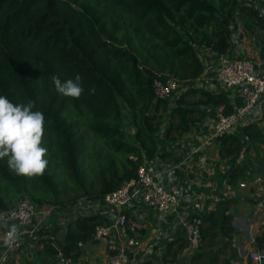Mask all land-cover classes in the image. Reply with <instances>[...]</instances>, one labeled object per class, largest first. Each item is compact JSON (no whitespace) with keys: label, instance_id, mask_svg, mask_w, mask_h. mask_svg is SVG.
Instances as JSON below:
<instances>
[{"label":"trees","instance_id":"trees-1","mask_svg":"<svg viewBox=\"0 0 264 264\" xmlns=\"http://www.w3.org/2000/svg\"><path fill=\"white\" fill-rule=\"evenodd\" d=\"M234 20L257 36L264 56V18L241 0H0V95L14 103L32 101L33 110L44 114L49 160L35 176L18 175L7 158L0 160V210L26 198L36 208L58 211L84 198L102 204L145 162L170 157L163 144L181 140L205 117L197 107L233 113L239 99L232 104L226 93L195 83L204 72L202 50L228 54ZM76 74L83 79L82 95L58 93L51 77L63 81ZM169 79L181 84L180 105L156 96L155 81ZM197 95L202 99L188 101ZM129 122L133 134L125 130ZM263 134L250 122L237 136L218 139L221 158H232L233 184L241 152ZM220 208L203 216L210 223L206 232L201 222L203 241L235 232L232 216L221 224ZM111 223L93 214L76 218L64 234L62 227L41 228L34 233L38 260L56 264L57 250L65 259L81 258V245L98 226Z\"/></svg>","mask_w":264,"mask_h":264},{"label":"crops","instance_id":"crops-1","mask_svg":"<svg viewBox=\"0 0 264 264\" xmlns=\"http://www.w3.org/2000/svg\"><path fill=\"white\" fill-rule=\"evenodd\" d=\"M241 3L251 5L259 12L264 10V0H241ZM201 56L204 72L195 86L212 93L224 92L232 104L238 100L235 90L225 89L218 81V71L224 63L235 59H252L259 69H264V56L257 36L245 30L239 20H234L231 26V47L227 55L218 57L207 49L201 51ZM180 95L181 91L171 100L173 105H180ZM201 99L197 95L188 101ZM220 109L223 108L197 107L196 110L204 112L205 117L194 123L181 140L163 144L162 153L170 157L145 162L167 190L179 188L182 207L179 214L160 213L137 203L128 208L126 215L137 224L136 238L141 243L130 251V264H264V185L256 184L259 178L264 181V134L261 139L249 141L241 152L237 161L240 170L238 174L235 173L238 181L233 184L228 175L232 158L222 159L220 142L211 137ZM250 122H256L264 130V98ZM127 127L133 134L131 122L127 123ZM239 129L231 135L237 136ZM241 184L246 187H240ZM96 204L93 210L88 206L81 207L87 211L52 226L64 228V234L76 218L93 214H101L114 223L116 213L104 203ZM219 205L221 224L226 216H232L235 232L224 234L220 231L215 237L206 236L201 248L192 250L179 216L201 218L202 227L206 230L210 223L204 222L203 216L216 212ZM115 240V237L101 242L89 240L81 245L82 256L79 259L86 264H109L108 247ZM31 243L35 244L37 253L41 251L38 242L28 237L24 242V251L5 256L0 229V264H42L39 257L35 258ZM252 252L262 256L261 262L251 259Z\"/></svg>","mask_w":264,"mask_h":264},{"label":"built area","instance_id":"built-area-1","mask_svg":"<svg viewBox=\"0 0 264 264\" xmlns=\"http://www.w3.org/2000/svg\"><path fill=\"white\" fill-rule=\"evenodd\" d=\"M260 14L264 18V10ZM218 81L225 89L235 90L241 104L229 115H226L223 109L218 111L211 134L213 139L231 135L252 120L264 98V69H259L252 59H235L224 63L220 68ZM154 87L158 99L172 100L178 95L181 84L174 79L165 82L157 80ZM256 184L264 185V181L259 178ZM240 187L245 188L246 185L241 184ZM180 195L177 187L167 190L146 165L140 167L134 178L107 194L104 205L116 213V219L110 225L98 226L93 240L101 242L115 237L114 243L108 247L109 264H130V251L141 244L136 238L137 224L130 221L126 215L129 207L137 203L160 213L179 214L182 207ZM53 210L54 208L49 206L36 208L27 198L18 202L14 208L0 210L5 256L21 251L28 237L34 238L36 231L45 226H52L50 216ZM179 219L185 229L190 248L198 250L203 243L200 219L184 215H180ZM13 226L17 230L15 238L8 235ZM250 257L256 262H261L262 259L256 252H252ZM55 259L56 264H86L82 259H65L60 250H57Z\"/></svg>","mask_w":264,"mask_h":264},{"label":"clouds","instance_id":"clouds-1","mask_svg":"<svg viewBox=\"0 0 264 264\" xmlns=\"http://www.w3.org/2000/svg\"><path fill=\"white\" fill-rule=\"evenodd\" d=\"M51 79L63 96L78 98L84 92L80 74L63 81L56 75ZM34 107L32 101L14 103L6 95H0V160L7 158L9 169L18 175L42 174L49 164L47 148L42 143L45 117L41 111L33 110ZM16 234L13 226L8 235L15 238Z\"/></svg>","mask_w":264,"mask_h":264},{"label":"rangeland","instance_id":"rangeland-1","mask_svg":"<svg viewBox=\"0 0 264 264\" xmlns=\"http://www.w3.org/2000/svg\"><path fill=\"white\" fill-rule=\"evenodd\" d=\"M126 132L127 133H131V130L126 126ZM86 201L90 202V203H87ZM81 203V204H80ZM95 205H97L95 202H91L87 199H80V201L77 203L76 207H70V208H67L66 210L64 211H58L57 207L55 206H51V205H48L49 207H53L54 210L50 216V221L52 222V225H56L58 224L61 220H65L67 222V219L69 218H75L79 213H82V211L86 212L87 210H82L81 207H85V206H88V207H91L92 210L94 209L93 207H95ZM35 242V241H34ZM33 247L32 249V252L33 254H35V258L37 259L38 258V253L35 249V244H32L31 245ZM25 245H23V248L21 251L17 252L15 255L21 253L22 251H24L25 249ZM29 250V249H28Z\"/></svg>","mask_w":264,"mask_h":264},{"label":"water","instance_id":"water-1","mask_svg":"<svg viewBox=\"0 0 264 264\" xmlns=\"http://www.w3.org/2000/svg\"><path fill=\"white\" fill-rule=\"evenodd\" d=\"M170 191V190H169Z\"/></svg>","mask_w":264,"mask_h":264}]
</instances>
